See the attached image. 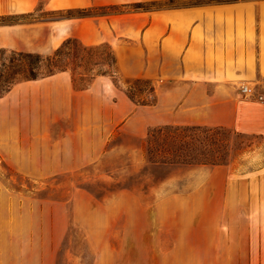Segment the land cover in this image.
I'll use <instances>...</instances> for the list:
<instances>
[{
	"label": "rangeland",
	"instance_id": "rangeland-1",
	"mask_svg": "<svg viewBox=\"0 0 264 264\" xmlns=\"http://www.w3.org/2000/svg\"><path fill=\"white\" fill-rule=\"evenodd\" d=\"M203 1L94 0L88 7L39 11L23 18H94L101 22L100 29H95L99 41L94 45L86 47L78 38L68 40L62 66L73 69L77 88L87 87L94 77L106 73L116 85L126 88L136 104H152L160 73L167 68L178 72L179 66L165 64L163 71L161 67L157 71L158 42L154 34L143 39L148 17L156 11L170 15L174 8ZM82 8L89 11L80 12ZM139 12L146 17H137ZM20 19L1 17L0 24ZM112 19L118 20L116 30L110 24ZM124 27L130 32L120 33ZM113 41L125 46L120 56ZM50 55H43L42 65L34 70L36 75L49 71L44 64ZM162 56L168 59L165 51ZM13 57L8 50L2 79L30 76V67L24 63L11 67ZM121 58L127 60L125 68L120 66ZM247 84L264 96V81ZM184 127L148 125L141 137L116 129L110 141V146L116 147L114 153L56 175H28L0 154V244L4 257L11 249L9 234L17 239L13 248L20 249V239L34 233L45 236L56 264H93L98 252L111 249V245L115 260L120 261L124 251L131 253L132 260L146 258V264H158L165 255L176 252L179 264H188L198 255L202 258L203 251L218 248L222 264H240V260L242 264H264V134L224 127L227 131L218 137L227 152V164L156 163L162 161L157 148L163 139L181 137ZM164 201H171L174 207L160 208ZM90 234L95 236L94 247ZM240 250L241 259L237 257ZM217 253L211 261L218 259Z\"/></svg>",
	"mask_w": 264,
	"mask_h": 264
},
{
	"label": "crops",
	"instance_id": "crops-1",
	"mask_svg": "<svg viewBox=\"0 0 264 264\" xmlns=\"http://www.w3.org/2000/svg\"><path fill=\"white\" fill-rule=\"evenodd\" d=\"M91 5L94 0H0V18H22L0 24V58L3 49L50 55L69 38L94 45L101 23L94 18H23L39 11ZM162 12L148 17L143 39L154 34L158 42L157 71L160 67L163 71L165 64L178 65L179 70L160 73L154 103L136 104L108 74L97 75L84 88L75 86L70 69L20 80L0 96L2 158L28 175L49 176L114 153L110 141L116 129L139 137L148 125L168 124L264 134V102L245 97L240 86L264 81V0H204L174 8L170 15ZM137 17L146 16L139 12ZM116 21L110 20L113 30ZM119 32L129 33L130 28ZM113 44L120 56L125 46ZM162 51L168 59L162 58ZM119 63L127 66L123 58ZM171 203L161 202L160 208H173ZM162 219L168 224L165 215ZM88 239L94 247V234ZM16 240L8 235L11 249L6 257L0 244V264H56L44 235L26 234L20 249L13 248ZM172 253L158 264H179L177 253ZM215 253L218 259L211 261ZM200 257L188 264H222L223 254L217 248L203 251ZM93 264H146V258L132 260L131 253L124 251L122 260H115L111 245L98 252Z\"/></svg>",
	"mask_w": 264,
	"mask_h": 264
},
{
	"label": "trees",
	"instance_id": "trees-1",
	"mask_svg": "<svg viewBox=\"0 0 264 264\" xmlns=\"http://www.w3.org/2000/svg\"><path fill=\"white\" fill-rule=\"evenodd\" d=\"M142 5H138L141 7ZM88 9L82 8L80 12L86 13ZM85 15V14H83ZM88 15V14H87ZM70 39V38H69ZM69 39H67L52 55L47 58V64H44L49 68L47 73L42 74L41 76L36 75L34 70L36 67L42 65L44 58L42 54L32 53V52H23L11 50L13 59L10 61V65L15 66L17 64H25L30 67V76H25L22 78H15L13 80H3L2 68L6 67L5 55L7 49H3L0 58V96L4 95L14 83L23 80V79H34L46 75L53 74L55 72L70 69L72 72L73 69L68 65L62 66L61 59L63 55V49L69 44ZM86 46V45H84ZM87 47V46H86ZM35 58V59H34ZM113 62H115L114 58ZM101 75H106V73H100ZM4 82V84H1ZM131 98V97H130ZM145 104V103H137ZM183 135L181 137H176L172 135V139L165 138L162 143L159 145L158 151H161L162 161L156 163L162 164H179L185 163L188 165H222L227 164L228 160L226 159V151L222 148V143L218 137L223 132L227 131L226 128L222 126L210 127L202 125H182ZM162 129V128H161ZM232 132L231 130H228ZM234 132V131H233ZM237 134L240 135L239 132ZM170 137V136H168ZM174 138V140H173ZM234 152L235 149H232ZM156 153V152H155Z\"/></svg>",
	"mask_w": 264,
	"mask_h": 264
},
{
	"label": "built area",
	"instance_id": "built-area-1",
	"mask_svg": "<svg viewBox=\"0 0 264 264\" xmlns=\"http://www.w3.org/2000/svg\"><path fill=\"white\" fill-rule=\"evenodd\" d=\"M241 91H242V93H245L248 96L258 97L262 102H264V97L262 95H259L256 92L255 87L254 86H251L250 84H242L241 85Z\"/></svg>",
	"mask_w": 264,
	"mask_h": 264
}]
</instances>
